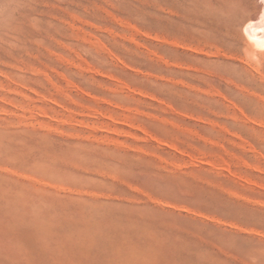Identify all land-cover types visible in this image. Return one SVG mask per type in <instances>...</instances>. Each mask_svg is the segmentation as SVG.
<instances>
[{"label":"rangeland","instance_id":"1","mask_svg":"<svg viewBox=\"0 0 264 264\" xmlns=\"http://www.w3.org/2000/svg\"><path fill=\"white\" fill-rule=\"evenodd\" d=\"M256 6L0 0V264H264Z\"/></svg>","mask_w":264,"mask_h":264},{"label":"bare ground","instance_id":"2","mask_svg":"<svg viewBox=\"0 0 264 264\" xmlns=\"http://www.w3.org/2000/svg\"><path fill=\"white\" fill-rule=\"evenodd\" d=\"M260 6V5H259ZM259 6H256L257 8L259 7ZM260 9H262L263 7L262 6H260L259 7ZM263 11L264 10H262V12H261V14L259 13V15L260 16H262V13H263ZM260 12V11H259ZM258 13V12H257ZM259 17V16H258ZM251 18V17H250ZM256 18V17H255ZM260 18V17H259ZM262 20V19H261ZM249 21V20H248ZM255 21V20H254ZM254 21H251V22H254ZM247 22V21H246ZM245 22V23H246ZM259 22H260V20H259ZM248 24L250 23V22H247ZM255 24H258V22L257 23H255ZM260 24V23H259ZM250 26H251V24H250ZM252 26H255V25H253L252 24ZM251 26V27H252ZM244 27H245V25H244ZM249 27V26H248ZM247 28V27H246ZM244 29V28H243ZM246 30V29H245ZM247 32H249V31H247ZM245 34V33H244ZM251 34V33H250ZM246 35V34H245ZM249 38V37H248ZM252 39H254V38H252ZM256 39V38H255ZM247 40V39H246ZM249 40V39H248ZM250 41H252V40H249V42ZM258 41V40H257ZM256 41V42H257ZM259 42L261 43V41L259 40ZM248 43V42H247ZM249 44H251V43H249ZM253 44H251V46H252ZM250 46V47H251ZM259 45H258V42H257V47H258ZM261 46V45H260ZM254 47V46H253ZM252 47V48H253ZM256 47V48H257ZM190 48V47H189ZM250 48V51H249V49H248V54L247 55H249L248 57H249V61L252 59H254L255 57V53L257 52L256 51V49L255 48ZM259 48H262V47H259ZM247 50V49H246ZM245 50V51H246ZM257 50H258V48H257ZM247 52V51H246ZM259 52H261V51H259ZM258 53V52H257ZM256 53V54H257ZM257 56L259 57V55L257 54ZM248 60V59H247ZM256 60V59H255ZM255 60L254 61H252V62H254L255 63ZM248 61V62H249ZM251 62V63H252ZM250 63V64H251ZM260 63V62H259ZM248 65V64H247ZM255 65V64H254ZM259 66V65H258ZM247 68V67H246ZM256 68V67H255ZM91 69V68H90ZM249 69V68H248ZM89 70V69H88ZM92 70V69H91ZM257 71V70H256ZM258 73V72H257ZM123 83V82H122ZM123 88L125 87V88H127L128 89V87L126 86V85H124V84H122L121 85ZM134 92V91H133ZM37 98V100H39V101H45L46 99H45V97H43V96H38V97H36ZM47 101V100H46ZM49 102V101H48ZM51 103V102H50ZM101 113V112H100ZM100 113H98V112H95L94 110H93V115H101ZM89 114V113H88ZM104 116V118L105 119H107L110 123H111V125L113 124V125H115V123H117V121H119V120H116V119H114V117L113 116H111V115H103ZM60 122L61 123H68V122H70L69 120H67V118L65 119V120H60ZM79 123V122H78ZM120 123V122H119ZM119 123H117V124H119ZM71 124V123H70ZM135 126V125H134ZM136 127V126H135ZM135 127H133V128H135ZM89 128H91L92 130H94V129H98V130H101V131H106L107 133H109L110 131H115V130H113V129H111L110 128V125L109 124H107V125H103V126H101V127H98V126H94V125H91V126H89ZM136 129L137 130H140V132L142 131V132H144V133H147L146 131H145V129L144 128H142V127H140V126H137L136 127ZM97 130V131H98ZM123 132V131H122ZM146 136H148L150 139H152V140H154V141H156V142H158V143H162L163 145H165V146H167V147H169L170 149H173L174 151H177V152H180L181 153V151L176 147V145L175 144H173L172 142H169V141H160L159 139H157V137L156 136H154V135H151V134H146ZM202 161H197V163H201ZM243 162V161H242ZM206 164H208V165H210V166H212V167H214L215 166V164L213 163V162H211V161H208V163H206ZM217 165V164H216ZM218 166V165H217ZM225 166H227V165H225ZM215 168V167H214ZM221 168V167H220ZM226 169H229L228 167L226 168Z\"/></svg>","mask_w":264,"mask_h":264},{"label":"snow or ice","instance_id":"3","mask_svg":"<svg viewBox=\"0 0 264 264\" xmlns=\"http://www.w3.org/2000/svg\"><path fill=\"white\" fill-rule=\"evenodd\" d=\"M253 0H248V6L251 7ZM260 6L264 7V0H258Z\"/></svg>","mask_w":264,"mask_h":264}]
</instances>
